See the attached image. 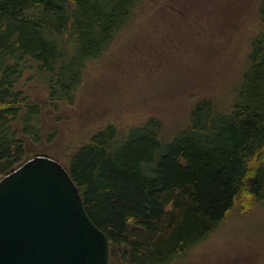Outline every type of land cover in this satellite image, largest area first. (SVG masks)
I'll return each instance as SVG.
<instances>
[{
	"label": "trees",
	"instance_id": "16d2710c",
	"mask_svg": "<svg viewBox=\"0 0 264 264\" xmlns=\"http://www.w3.org/2000/svg\"><path fill=\"white\" fill-rule=\"evenodd\" d=\"M147 1L0 0V180L31 157H53L27 153L43 138V107L72 101L87 63L112 48ZM258 16L228 110L202 98L170 138L155 116L110 123L68 158L121 264H171L237 204L264 203V0ZM33 69L41 100L25 86Z\"/></svg>",
	"mask_w": 264,
	"mask_h": 264
},
{
	"label": "rangeland",
	"instance_id": "374dc122",
	"mask_svg": "<svg viewBox=\"0 0 264 264\" xmlns=\"http://www.w3.org/2000/svg\"><path fill=\"white\" fill-rule=\"evenodd\" d=\"M146 3L112 48L87 63L72 101L43 107V138L28 142L29 156L48 153L65 166L107 124L123 128L155 116L170 138L189 124V114L202 98L213 99L220 110L231 107L259 22L260 0ZM39 77L33 69L24 81L31 96L41 100ZM111 264H121L115 246ZM171 264H264V203L251 208L237 204L214 231Z\"/></svg>",
	"mask_w": 264,
	"mask_h": 264
},
{
	"label": "water",
	"instance_id": "95a60500",
	"mask_svg": "<svg viewBox=\"0 0 264 264\" xmlns=\"http://www.w3.org/2000/svg\"><path fill=\"white\" fill-rule=\"evenodd\" d=\"M107 234L57 159L37 155L0 180V264H110Z\"/></svg>",
	"mask_w": 264,
	"mask_h": 264
}]
</instances>
